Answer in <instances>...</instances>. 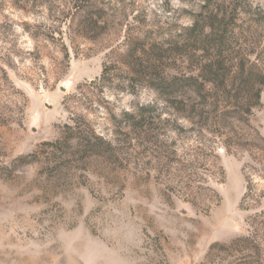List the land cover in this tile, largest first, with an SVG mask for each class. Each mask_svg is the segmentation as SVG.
<instances>
[{
  "label": "rangeland",
  "instance_id": "374dc122",
  "mask_svg": "<svg viewBox=\"0 0 264 264\" xmlns=\"http://www.w3.org/2000/svg\"><path fill=\"white\" fill-rule=\"evenodd\" d=\"M0 264H264V0H0Z\"/></svg>",
  "mask_w": 264,
  "mask_h": 264
}]
</instances>
